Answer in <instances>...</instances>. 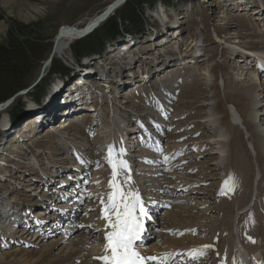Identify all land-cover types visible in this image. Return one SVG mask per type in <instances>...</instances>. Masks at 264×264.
Masks as SVG:
<instances>
[{
    "label": "rangeland",
    "instance_id": "1",
    "mask_svg": "<svg viewBox=\"0 0 264 264\" xmlns=\"http://www.w3.org/2000/svg\"><path fill=\"white\" fill-rule=\"evenodd\" d=\"M115 1L0 0V45L7 43L10 25L13 21H18L26 25H38L36 29L45 36V43L53 46V41L60 29L65 26L79 28L86 26ZM162 12H165L166 19ZM143 14L145 20L148 21L144 34L125 35L122 39L106 43L105 51L101 55H97L90 61L82 60L84 66L73 54L72 47L77 42L74 41L69 51L70 57L57 54L53 60L56 70L52 71L54 64L49 66L45 76L36 86H33L50 54V52L47 53L48 56L45 59L33 64L19 92L33 87L24 95L17 97L11 106L0 112V264H21L20 260L14 257L4 260L3 254L7 252L26 250L40 253L44 245L49 244L65 243L64 246L68 247L71 242H78L82 245V241L87 240L85 243L88 242V251L94 252L95 250L96 252L100 246L101 249L103 248L100 240L93 243L88 238L86 239L85 229L95 228V231L99 229L96 233L101 235L106 233L95 224L103 216V213L100 216L101 198L106 192L112 190L110 185L105 183L106 177L100 178L104 172L113 171L112 165L109 166L111 163L108 154L103 150L104 146L109 148V145L114 143L113 139L108 144L106 143V139L113 137V134L105 133L103 129L113 121L121 123L117 130L121 136L126 134L127 130L132 132L121 137V142L123 140L121 148H125L126 153H129L124 157L131 166V177L135 188L142 193L143 200L153 198L152 201L157 204L156 207L153 205V209H157L149 211V229L158 233L163 232L175 224L172 218L176 215L177 225L194 229L196 235L192 241L202 244L209 241L208 245H210L204 249L205 254L198 260L194 259L190 262L187 260L185 264H220L221 252L218 242H225L230 238L236 219L235 214L232 216L228 214L229 199L232 196L239 197L242 201L241 207H244L241 213H244L251 195L242 194L241 183L247 176L251 178L249 180L252 181L253 186L257 185L254 178L256 177L254 176L255 160L241 142L245 141L242 126L241 128L237 126L235 129L236 137L242 144L241 152L244 157L243 160L240 158L234 160L231 157L227 160L228 179L224 181V184L227 182L223 186V191L226 189L224 192L216 189L218 185L217 158L212 156L213 151H206L202 158H198L199 160L189 158L193 156L189 154L184 158L186 160H174L176 163L170 167L156 162L160 161L164 155L158 157L155 152L160 143L158 138L161 127L164 128L167 125L165 127L180 130L182 126L185 129L179 132H174L172 131L174 129L170 128L165 130V154L170 150H175L176 153V149L173 148L183 144L181 140L189 141L186 137V133L190 131L188 121L193 118L206 120V108L200 105L190 106L189 100L197 97V90H201L199 93L202 94V79L210 69H215L220 75L219 114L227 116L221 119L223 130L229 131L230 129L227 112L231 106L237 107L243 117L250 112L252 102L246 91L257 82L254 79L256 73L254 62L259 63V61L249 59L248 62L241 64L236 62L242 59L241 54L235 53L243 48L252 51L260 50L263 54L261 57H264V0H192L186 2L172 0L170 6L159 1L153 7L145 6ZM114 17L118 18V15L115 13ZM179 32L180 35L176 36ZM165 39L169 44L161 46L163 45L162 40ZM194 39L199 42L202 40V48H205L204 56L197 62L195 59L198 56L194 50L188 51L186 45ZM218 39L222 43H218ZM151 41L154 43L152 44ZM159 43L160 46L155 47ZM132 53L133 55L126 57ZM170 54L176 56L177 59L184 57L182 60L185 59L190 65L182 70L174 68L173 65L163 66L160 62L163 69L169 67L167 72L171 70L177 72L170 73L168 79H164L165 75H160L164 81L152 82L151 87L147 89L150 92L151 88L152 91H157L155 88H161V100H169L165 108L168 109L167 111L172 108L175 110L169 112L168 117L171 119L163 126L158 124L160 122L152 115L146 118L148 120L146 122H150L152 126H147L151 132V140L153 139L152 143L149 140V147L152 149L150 151L142 146L148 141L147 138L146 140L136 139L135 135L140 130L139 126L133 128L126 125L127 117L128 120L135 119V124H137L138 119L136 118L141 119L140 115L144 111L142 98L144 90L136 93H130L131 90H127L132 85L127 83L130 81L128 78L130 75H136V67H139L138 71L140 70L139 64L134 65L138 63L137 61L128 65L131 62L128 59H133L131 56L138 59L139 56L144 55L145 58L143 57L142 61H145L147 57L158 61L161 57L163 61L167 59L163 58ZM147 62V64L145 62L142 64V68L146 65L148 68L154 67L155 69L157 68L156 63H159L157 61ZM82 68L96 69L93 70L95 74L91 71L84 73ZM118 74L122 77L117 79ZM172 80L177 85L176 88L171 87L169 91L166 86L171 85ZM217 83L215 86L218 85ZM105 84L110 87V91L108 92L106 88L107 97L102 104L101 112L98 115L96 112L91 113V116L86 114L87 112L82 113L83 109L88 107L89 97L96 95L93 90L98 91L96 87L103 86L104 88ZM262 86L259 84L258 89ZM261 93L260 91L259 94L262 95ZM258 101L259 107H255L258 112L256 122L260 127L257 128L263 133L261 140L264 143V108L261 107V102L264 105V97ZM57 112L61 115L57 116ZM164 114L165 112L162 116ZM173 116H175L174 119H172ZM113 117L116 119L114 120ZM142 121L145 123V120ZM95 123L99 126H93ZM249 130L253 132L254 137H258L259 134L255 127H250ZM230 146H227L229 151H231L229 148H232ZM115 149L116 146L113 153ZM120 149L116 150L120 151ZM100 151L106 153V156L105 159L102 157L99 160H107L109 165H99L95 162ZM112 158L116 159L114 156ZM146 159L148 162L145 161ZM260 159L258 162L264 164V157L262 160L260 156ZM81 161H84L87 166L81 165ZM74 168L82 169L77 174L85 175L91 182L87 188L78 189L79 197L83 196L86 199L85 204L77 210L79 213H76L72 222L62 223L57 230H54L55 234L52 237L45 238L44 234L39 235L33 229L27 231L21 224L24 223L26 217L31 223H37L41 220L46 221L50 216L58 215L59 212L62 215V211L67 207L65 198L61 196H65L67 192L62 187L67 188V186H58V183L65 180L68 172L73 173ZM246 171L247 175L244 174ZM121 177L117 176V179ZM233 184L235 185L234 190ZM260 187H253V198L258 197V194L261 196ZM256 202L257 206L253 212L256 219L253 222L255 226L258 225V221L261 220L262 223L264 219L263 206L259 200ZM105 204L106 202H104V207ZM66 214H71V212ZM16 223L21 226L16 228ZM248 225L249 221L246 220V216L238 219V229L245 231V236ZM27 227L30 226L27 225ZM260 228L263 229V224ZM10 229H17L18 232H8ZM60 230L70 233L64 236L61 235ZM24 232L28 234L25 235ZM186 240V244L192 242L189 237ZM53 253L56 254L57 251Z\"/></svg>",
    "mask_w": 264,
    "mask_h": 264
},
{
    "label": "bare ground",
    "instance_id": "2",
    "mask_svg": "<svg viewBox=\"0 0 264 264\" xmlns=\"http://www.w3.org/2000/svg\"><path fill=\"white\" fill-rule=\"evenodd\" d=\"M110 6H108V7H110ZM162 13L164 15V18L166 19L165 12H162ZM96 18L97 17L92 19L89 23H87L86 26L82 27V29L86 28L87 26L89 27L90 25H92L95 22ZM177 35L179 36L180 32L177 33L176 36ZM132 36H134V35H132ZM77 37H79L78 34H75L71 30H69L65 34V36H63L59 40V42L57 44V54H59L61 56L65 55V56H69L70 57L69 51L71 49V45L74 43V41H78ZM218 41H219L218 43H222L221 40L218 39ZM162 42H163V45H161V46H166L167 44H169L167 39H165L164 41L162 40ZM151 43H152V41H151ZM160 43L156 44L155 47L160 46ZM186 45L188 46V48H187L188 51L194 50L196 56H198V57H199V55H201L202 47H203L202 40H200V42H199V41L194 39V40H192L190 42V44H186ZM126 48H127V46H126ZM194 48H196V49H194ZM261 52L262 51H260V50L259 51H252V50L243 48V50H239L237 53H235V54H241V58H242L241 60H239V61L237 60L236 62H240L242 64V63L248 62L249 59H252V60H255V59L257 60L258 59L260 67L263 68V70H264V57H261L263 55V54H261ZM179 54H181L180 51H179ZM130 55H133V53L132 54H128L126 57H129ZM131 57L134 58V56H131ZM180 58H184V57H180ZM147 61L155 63V60L152 57H147L145 59V63L146 64L148 63ZM183 62H184L183 63V65H184L183 68H187L190 65V63H187L185 59L183 60ZM255 62H257V61H255ZM149 69H151V68H149ZM82 70L84 71V73H87V72L91 71L92 74H93L94 73L93 70H96V69L88 70V68H86V70H85V69L82 68ZM174 72H177V71L175 70V71L166 72V75L164 76V79L165 78L168 79L169 74L170 73L172 74ZM131 73H132V71H131ZM82 76H84V75H82ZM153 76H155V74ZM261 76L262 75H260V74H258V72H256L254 74V79H256V81H257V82H255L256 84L254 83V85L251 86L246 91L247 95L249 96V98L251 99V102H252V108H251L250 112L247 113V115L245 117H243V115L240 113V111H239V109L237 107L231 106V108H229V110L227 112L228 113V118L230 120L229 123H228L230 125L229 131H225L221 127V121H222L221 119H223V117H227L226 114L225 115L223 114V115H220V116H213L212 113H210V120L209 121H210V123H212V125L209 124L208 125V129H213L215 131L216 138H217L216 140L220 144V149H219L220 158L221 159L223 158L221 160L222 162H220V165H219L220 169L221 170L223 169L222 172H221V175L223 177H225V180L228 179V168H227L228 167V162H227V160H229V157L233 158L234 160H239V158L243 160L244 155H242V152H241L242 151L241 150V146L243 144L244 146L247 147V150H248L249 154L252 156L253 160H255V167H256L255 174H254V176H256V177H254V178H255V182H256L257 185L253 186L252 185V181L250 182V180H249L251 178L248 176L249 177L248 178V182H250V191L247 193L246 196L251 195L249 203L253 199V191H254L253 187L261 186L260 188L262 190L260 192V193H262L261 196H259V194L257 193L258 197L255 196V198H254V202H255L254 208H252V209H247L246 208L244 213H241V211L244 210V207H241V202L242 201H240L239 197H235V196L233 197L232 196L229 199V203H228L229 204V207H228V211L229 212H228V214H229V216H232V215L235 214L236 215V219H235V221L233 223V227H232V230H231L232 233L230 235V238L228 240H226L225 242H223V241H219L218 242V245H219V248H220V252H221L220 264H261V262H264V219L262 220V223H261V220L258 221V225L257 226H255L254 223H253V222L256 221L255 217L253 216V212H254V210L256 209V206H257L256 205L257 204L256 201L259 200L260 204L263 206V209H264V176H263L264 164H260L258 162V160H261L260 156H261L262 160H263V157H264V143L261 140L263 133L261 131H259L258 128H260V127H258L257 122H256L257 121V117H258V115H257L258 112L256 111V108H255L256 106L259 107V101L258 100L263 96L262 93H261L262 95L259 94L260 91H262V90L258 89L259 88V84H263V81H260L261 80ZM132 82H135V80L133 81L131 79L129 81V83H132ZM172 82L174 83L175 81L172 80ZM183 82H184V80H183ZM216 82H218V79H216V81L214 82V84L211 87L215 86ZM205 83H206V87H207L208 84H207V80L206 79H205ZM104 88H107L108 92L110 91L109 90L110 87L108 85L105 84ZM136 88L140 89L141 86L137 85ZM137 89H135V90H137ZM218 89H219V87H218ZM174 91L175 90L173 89V92ZM96 92L99 93V91H96ZM104 92L105 91H103L101 96L102 97H107L106 96V92L105 93ZM155 94H157V93H155ZM216 96H217V92H216ZM148 100H151V102H153V106H154L153 109H150L151 110L150 115H152L153 117L157 118L158 122H160L158 124H161L163 126L164 124H166L168 122L169 119H171V117L170 118L168 117L169 112L170 111L174 112L175 110H173V108H172L170 111H167L168 109L165 108V105L168 102H166L165 100H161V99L159 100L158 97L152 96L151 94H149ZM192 101H194V98H193ZM262 101H263V99H262ZM161 104H162V109L159 110V106ZM169 104H171V103L169 102ZM191 105L193 107L197 106V104H191ZM163 112H165V114L162 116ZM56 115L57 116L61 115V113L57 112ZM174 118H175V116H173L172 119H174ZM115 119L116 118H114V120ZM196 119L197 118H193L192 120H196ZM69 124H71V122ZM137 124L139 126L138 128L143 130L144 133H143V135L141 137L137 136L136 139L139 140V138H140V140H146V138H147L148 141L146 143H149V140H150V143H152L153 139L151 140L152 136H151L150 129L147 128L146 124L143 121H141V122L138 121ZM120 126H121V123H116L115 121H113L112 123H108V125L106 127H103V129L105 130V133L108 132L109 134H113V137L106 139V143L108 144L110 142V140L113 139V141L115 143V146H116V149L117 148L120 149L118 145L121 143V137L126 136V134L128 132H130V134L132 133L131 130L130 131L127 130L126 134H123L121 136L120 134L117 133V130L120 128ZM165 126H167V125H165ZM237 126L238 127L240 126V128L242 126V129L244 131L245 141H241L242 144L238 141V139L236 137V129H235V127H237ZM60 127H62V126L60 125ZM250 127L251 128L255 127L256 131L259 134L258 137H256V136L254 137L253 132H251L249 130ZM62 128H65V127L63 126ZM203 129H207V127L204 126ZM176 130H179V129H176ZM200 131H202V129ZM232 131H233V133H232ZM63 134H64V132H63ZM204 138L205 137L202 136L201 139L199 138L196 141L197 142L201 141L200 143L206 142L207 138L206 139H204ZM131 140H134V139H131ZM116 142L119 143V144H117ZM213 142H214L213 144H216L215 139H214ZM208 144H211V142L208 143ZM228 145L232 146V148H229V149H231V151H229L227 149ZM259 146L261 148H259ZM151 148H153L152 144H151ZM116 149H115L114 153L112 154V156H114L116 159L126 160L127 158L125 159V157H124L125 155H120V151H117ZM173 149H176L178 154L179 153L182 154V153L186 152V145L185 144H179V145H177L176 148H173ZM260 149H261V151H260ZM214 153L216 154L217 152H214ZM101 156H99L98 158L100 159V158L103 157V156L102 157ZM226 162H227V164H226ZM222 163H224V164L222 165ZM224 165H225V168H224ZM258 177H261V178H259L261 180H259ZM246 180H247V176L244 177V181H243L244 183H243V186H242V192L246 189V186L248 184V183H245ZM130 186L135 188L134 182H132V184ZM224 191H225V189H224ZM257 198H258V200H257ZM248 205H246V206H248ZM187 208H189V207L187 206ZM3 216H5V215L3 214ZM245 216H246V220L249 221V225L247 227V235L246 236H245V231H239V229H238V219H242ZM175 218H177L176 215L172 218V220L175 223L174 225H172L171 227L166 228L163 232L158 234V235H160V238L163 240L164 245L167 246L168 250H173V249H176V248H179V247L185 248L186 247V242L185 241H187L186 240L187 237H189L191 241L193 239H195L194 238L195 235H194V231H193L194 229L192 227H188V226L183 227V225H177V223L175 222ZM251 220H253V221L251 222ZM176 221H177V219H176ZM261 224H263V229L260 228ZM95 226H97L98 228H100L101 230H104L106 232L111 230L110 227H108V225H107V221L105 219H103V218H101L99 220V222L95 224ZM96 232H97V230L95 231V228H93V229H85V233H86V236H87L86 239L88 238L89 241L90 242L93 241V243L97 242L98 240H100L102 246L104 247L105 243H106V241L104 239L105 235H103V234L101 235V234H98ZM24 234L27 235L28 232H24ZM41 235H43V234H41ZM248 237H251L252 240H249ZM253 240L255 241V243L252 242ZM86 241H82V245L80 243H78V242H71L68 247L64 246L65 243H61L59 245H57V244L44 245V248L40 250V253L38 251H36L37 252L36 253V252H30V251H26V250L25 251H23V250L22 251H14V252L10 251V252H7V253L3 254V259L4 260H8V259H10L12 257H14V259L18 258V260H20L21 264H98V263H100L99 262L100 259H93V257H101V255L104 254L101 251V248H100L101 246L98 248V250L96 252H95V250H94V252H92L91 250L88 251L87 250V243L88 242L85 243ZM208 243H209V241L206 242L203 245H208ZM60 245H62V246H60ZM254 245H256V247L253 250L252 248L254 247ZM152 247L153 248L157 247V245L153 244ZM197 248H198L197 246L193 247V249H197ZM54 251H57V253L54 254L53 253ZM252 256H255V258L253 260H251Z\"/></svg>",
    "mask_w": 264,
    "mask_h": 264
},
{
    "label": "trees",
    "instance_id": "3",
    "mask_svg": "<svg viewBox=\"0 0 264 264\" xmlns=\"http://www.w3.org/2000/svg\"><path fill=\"white\" fill-rule=\"evenodd\" d=\"M159 1L170 6L172 0H128L117 10L118 18L110 17L93 34L73 44V54L78 62L81 64L82 60L101 55L106 43L122 39L125 35L144 34L148 26L143 16L144 7H153ZM36 28L38 25L13 21L8 30L7 43L0 45V102L15 92L35 61L43 60L48 56L47 53H51L53 46L44 43L45 36ZM52 66L54 72L56 64Z\"/></svg>",
    "mask_w": 264,
    "mask_h": 264
},
{
    "label": "snow or ice",
    "instance_id": "4",
    "mask_svg": "<svg viewBox=\"0 0 264 264\" xmlns=\"http://www.w3.org/2000/svg\"><path fill=\"white\" fill-rule=\"evenodd\" d=\"M112 154L113 146H109L108 159L113 168L110 187L113 191L108 195L102 216L111 230L107 231L104 236L106 241L104 254L101 257H93V259H100L103 264H146V261L157 259L156 257H144L137 249V241L142 239L144 231L143 218L147 216L146 208L139 190L130 186L132 184L131 166L126 160H113ZM120 155H126L123 148L120 149ZM167 159L165 157V162ZM117 176H122V183L117 181ZM234 187L233 184V190ZM101 202L104 203L103 200ZM248 239L252 240L251 237ZM252 242L255 243L254 240ZM208 247L210 246L203 245L198 249H192L189 255L198 260L205 254L204 249ZM170 258L171 254H165L159 264H167Z\"/></svg>",
    "mask_w": 264,
    "mask_h": 264
},
{
    "label": "water",
    "instance_id": "5",
    "mask_svg": "<svg viewBox=\"0 0 264 264\" xmlns=\"http://www.w3.org/2000/svg\"><path fill=\"white\" fill-rule=\"evenodd\" d=\"M128 0H117L115 1L110 7L106 8L102 13H100L95 22L90 25L89 27L87 26L86 28L82 29V28H79L77 26H65L64 28L60 29L53 41V47H52V50H51V53L49 54V56L47 57V59L45 60L42 68H41V71H40V75H39V78L38 80L35 82V84L33 86H36L40 80L45 76V72L46 70L49 68V66H51L53 64V60L54 58L56 57L57 55V44L59 42V40L65 36V34L71 30L73 33L75 34H78L79 37H77V40H81V39H84L88 36H90L91 34H93L101 25H103L110 17L114 16L115 13L117 12V10L119 8H121L123 5L126 4ZM45 43V42H44ZM72 44V43H71ZM36 62V61H35ZM31 71V70H30ZM28 71V73L30 72ZM27 73V74H28ZM26 74V76H27ZM25 76V77H26ZM25 80V78L23 79V81ZM22 81V82H23ZM20 83L19 85L22 87L23 86V83ZM19 86V87H20ZM32 86V87H33ZM17 88L15 90V92L11 93L8 97L7 100L3 101V102H0V112L1 111H4L5 109H7L9 106H11L15 99L21 95H24L25 93H27L30 89H27V90H24V91H20L19 90L21 89L20 88Z\"/></svg>",
    "mask_w": 264,
    "mask_h": 264
}]
</instances>
